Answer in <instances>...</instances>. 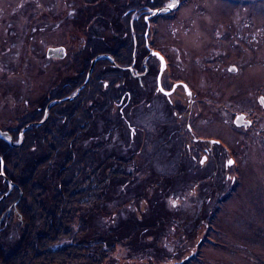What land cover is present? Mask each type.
<instances>
[{"label": "flooded vegetation", "instance_id": "obj_1", "mask_svg": "<svg viewBox=\"0 0 264 264\" xmlns=\"http://www.w3.org/2000/svg\"><path fill=\"white\" fill-rule=\"evenodd\" d=\"M5 2L9 12L15 7L22 11L14 12L3 29L11 35L4 46L0 37V64L37 61L52 66L48 97L77 84L73 94L96 58L87 82L72 100L90 78L101 81L103 109L114 120L109 135L101 131L102 156L106 159L111 150L112 161L118 162L130 149L125 168L131 169V179L140 183L141 191L146 173L161 157L175 160L177 178L190 174L200 192L206 188L209 194L225 186L231 193L245 175L263 172L258 166L264 161V0H179L175 8L154 15L175 0ZM178 11L180 37L175 41L177 28L169 26V20ZM156 38L163 40L162 50L156 48ZM48 48H55L53 55L47 56ZM31 58L35 59L30 62ZM14 121L0 130L11 137ZM82 127L76 139L86 152L94 136L89 124ZM168 190L164 180L156 192L160 206ZM137 200L141 205L142 199ZM177 203H171L175 210ZM202 207L203 202L199 210Z\"/></svg>", "mask_w": 264, "mask_h": 264}, {"label": "trees", "instance_id": "obj_2", "mask_svg": "<svg viewBox=\"0 0 264 264\" xmlns=\"http://www.w3.org/2000/svg\"><path fill=\"white\" fill-rule=\"evenodd\" d=\"M76 85L56 97L71 94ZM103 92L101 81L90 78L78 98L52 105L47 119L41 125H32L24 130L21 144L11 146L8 140L0 139L1 166L4 175L14 184L12 191L0 201V264H107L106 259L111 258L120 244L131 247V253L137 250L146 253L148 248H152L158 255L163 250L150 247L152 242L136 241V231L142 240L147 236H159L166 229L163 225L168 220L174 221V214L184 213L178 209H174L171 215L168 212L165 216L160 213V197H157L156 191L162 182L156 175L155 180L152 178L146 182L143 191L133 192L132 197L127 196L133 201L142 199L146 206L150 205V211L145 215L142 213L139 221H132L130 215L119 218L115 214L112 217V209L108 210L103 228L105 230L108 225L112 231L103 234L104 231L92 232L87 214L80 213L83 208L87 211L94 205H102V201L110 202V199L105 201L109 191L119 193L124 181H133L131 174L123 169L131 156L130 149L124 157L118 158V162L112 161L111 150L110 156L103 162L97 160L98 153L105 147L101 146L95 131L102 125L103 131L109 135L113 129L109 126L114 122L103 109ZM54 95L55 91L51 97L46 94L41 99L40 95L27 102L28 108H36L15 116L14 120L18 123L14 121L15 128L10 133L13 141L19 139V131L25 124L43 117V108L52 98H56ZM55 108H59V111ZM117 115H120L118 111ZM86 124H89L88 128L96 138H91L93 145L91 143V148L83 152L76 138L82 125ZM99 136L104 138L102 133ZM105 166L109 167V173H106ZM111 166H114L113 169ZM173 176L165 178L168 187L178 182V178ZM7 188L8 185L0 178V196ZM10 205L11 209L7 211ZM193 221L188 231L185 228L186 221L179 224L182 227H178L177 233L196 234V240L204 229L197 226L200 219L196 218L195 223ZM12 231L17 235L15 240L10 238ZM113 233L115 235L110 237ZM198 248L199 244L193 242L186 249L187 254L179 260L193 257L192 251L196 252ZM152 259L150 255L149 260ZM146 263L152 264L150 261Z\"/></svg>", "mask_w": 264, "mask_h": 264}, {"label": "rangeland", "instance_id": "obj_3", "mask_svg": "<svg viewBox=\"0 0 264 264\" xmlns=\"http://www.w3.org/2000/svg\"><path fill=\"white\" fill-rule=\"evenodd\" d=\"M6 0H0V37L2 44L9 42L6 40L11 34L8 31H4V27L8 25V20L16 16L18 11H22V8H13L12 12H9L10 5H7ZM16 1L12 4L19 5ZM9 7V8H8ZM8 11V12H7ZM180 11L176 14V18L169 20V26H175L176 29V39L179 40L180 37ZM155 19H158L155 18ZM166 20V19H165ZM163 21V23L165 22ZM168 21V20H166ZM172 21V22H171ZM6 22V23H5ZM160 34L163 29L159 30ZM162 35V34H161ZM156 38V48L162 50L161 41ZM8 55L6 54L1 60H6ZM35 58H31L32 62ZM29 62V61H28ZM13 63V62H11ZM27 63V62H26ZM11 64L4 65L0 64V126L5 127L10 125V122L15 119L16 115H19L21 111L23 112L25 107L28 108L27 102L30 99L37 98L41 95V99L52 91V86L54 82L53 67L50 65H45V63H38L33 61L29 64ZM175 68L178 72L179 61L175 62ZM6 64H9L8 62ZM33 105H37L33 103ZM33 107V106H32ZM30 111L31 109L28 108ZM104 130L103 127L96 129L95 133L98 135V140H102L99 133ZM128 131H123V137H128ZM8 140V139H6ZM105 145V144H104ZM109 149V148H108ZM107 150V149H106ZM105 151L98 153L97 160L104 161L102 156ZM155 164V169L151 168V171L146 173L145 183L151 181L155 177L160 178L163 183L165 178L174 175L176 179L177 171L175 168L177 163L175 160L170 161L163 159L162 157L158 159ZM126 169L128 173L131 171L129 168ZM263 169L261 173H253L245 175L239 182L240 185L237 189L228 192L227 186L221 189L217 194H209L208 189H203L200 192L199 183L197 186L196 179L191 178L189 180L188 176L190 174L178 178V182H175L166 195H163L162 200L164 201L163 206H159L160 213L169 215L173 212V206L171 203L178 202V210L183 209L182 215L179 212L174 214L172 217L175 218L174 221L168 220L163 226L166 228L163 230L162 234L156 237H145L143 240L140 238L138 231L136 235V241H146L152 242L156 248H163L160 254L156 255L152 251V248H148L146 253L141 250H137L135 253L130 252L131 247L127 248L125 245H117L111 258L106 259L107 264H147L146 262H151L152 264H264V161L258 166V170ZM130 170V171H129ZM257 170V171H258ZM156 178V177H155ZM163 178V179H161ZM198 180L201 178L196 177ZM152 180V181H153ZM133 180L128 182L124 181L122 185L121 192H110L107 194L105 201L110 199V202L105 203L102 201V205L92 206L87 211L81 210L87 214L88 221L90 222V230L92 232H103L106 234L112 231L111 227L105 226L106 214L111 210L112 217L116 214V217L123 218L126 215H130L132 221H139L142 215L147 214L150 211V205L143 206L146 202L132 200L133 192H141L140 183ZM161 184V183H160ZM139 185V187H137ZM162 185V184H161ZM195 186V188H194ZM176 187L174 191L172 189ZM194 188L190 194V189ZM198 187V189H197ZM182 190V195L180 196V189ZM134 189V190H132ZM126 191V192H124ZM124 192V193H123ZM157 193L158 190L156 191ZM174 194H170V193ZM131 193V195H129ZM209 194V195H208ZM131 196V197H127ZM179 196V197H178ZM126 197V198H125ZM181 197H184L181 200ZM181 200V202H180ZM132 201V202H131ZM193 202V203H192ZM203 202V207L199 210L200 203ZM220 202V206L217 209H213L214 204ZM190 204H194L195 207L190 208ZM180 205V206H179ZM144 209V210H143ZM162 209L167 211H162ZM143 213V214H142ZM203 215V219L201 218ZM109 216V215H108ZM200 219L201 222L197 224L200 225L199 228L204 229L200 237L196 240V234L194 236L189 234H180L178 232V227H182L184 221L185 228L187 231L190 228V222L192 223L194 219ZM214 218V220H212ZM187 219V220H186ZM211 224H210V222ZM116 222V218H115ZM117 223L115 224V227ZM198 228V229H199ZM11 239L15 240L17 235L15 232H11ZM115 234H111L113 237ZM96 236V235H94ZM203 236V237H202ZM202 237V239H201ZM108 238V237H107ZM194 243L199 244L198 250L192 251L191 255L193 257L183 258L179 260L180 257L185 256L186 249ZM139 244V243H138ZM185 246H188L185 249ZM185 249V250H183ZM152 258L150 259V255ZM161 258V259H157ZM134 260V261H132Z\"/></svg>", "mask_w": 264, "mask_h": 264}, {"label": "water", "instance_id": "obj_4", "mask_svg": "<svg viewBox=\"0 0 264 264\" xmlns=\"http://www.w3.org/2000/svg\"><path fill=\"white\" fill-rule=\"evenodd\" d=\"M169 10H171V9H168V6H166L165 8L164 7H162V8H160V9H157V10H155L154 12H153V15L154 14H158V13H160V12H162V11H169ZM54 49L55 48H48V50H47V56H51V55H53L52 54V51H54ZM155 54H159L157 51L156 52H154ZM157 56H159L160 58H161V56L160 55H157ZM95 60H96V58H94L92 61H91V64H90V67H89V69H88V72H87V77L85 78V81H84V83L81 85V86H79L76 90H75V92L73 93V94H71V95H67V96H65V97H63V98H60V99H55V100H51V101H49L48 102V104L46 105V107L44 108V115H43V118L42 119H39V121H36V122H29V123H27V124H25L24 126H23V128L19 131V137H20V140L19 141H17V142H13L12 141V139H11V137L8 135V133L7 132H4V131H1L0 130V137H4V138H8L9 139V143L11 144V146H17V145H19L20 143H21V141L23 140V137H22V133L24 132V130H26L27 128H29V127H31L32 125H40V124H42L44 121H45V119L47 118V116H48V108H50V106L51 105H53L54 103H57V102H61V101H70V100H72L73 98H74V96H76L77 94H78V92H79V90L84 86V84L87 82V80H88V77H89V75H90V73H91V71H92V67H93V63L95 62ZM1 171H0V176L4 179V181L6 182V185H8V188H7V190L0 196V200L1 199H4V198H6L7 197V195L10 193V191L12 190V188H13V186H14V184L11 182V180L7 177V176H5L4 175V173H3V170H2V166H1ZM11 206L12 205H10L6 210L7 211H9L10 209H11Z\"/></svg>", "mask_w": 264, "mask_h": 264}, {"label": "snow or ice", "instance_id": "obj_5", "mask_svg": "<svg viewBox=\"0 0 264 264\" xmlns=\"http://www.w3.org/2000/svg\"><path fill=\"white\" fill-rule=\"evenodd\" d=\"M177 3H179V0H175V2H173V3H170V4L168 5V9L175 8ZM156 55H159V54H156ZM161 60H163V58H162V57H161ZM160 90H161V91H163V89H162V88H161ZM166 94H167V93H166ZM229 163L231 164V163H232V161H229Z\"/></svg>", "mask_w": 264, "mask_h": 264}, {"label": "bare ground", "instance_id": "obj_6", "mask_svg": "<svg viewBox=\"0 0 264 264\" xmlns=\"http://www.w3.org/2000/svg\"><path fill=\"white\" fill-rule=\"evenodd\" d=\"M70 101H71V100H70ZM54 104H56V103H54ZM54 104H53V105H54ZM51 106H52V105H51ZM51 106H50V107H51ZM47 117H48V116H47ZM40 125H41V124H40ZM5 139H8V138H5ZM8 141H9V139H8ZM20 144H21V143H20ZM1 200H2V199H1ZM1 200H0V201H1Z\"/></svg>", "mask_w": 264, "mask_h": 264}]
</instances>
